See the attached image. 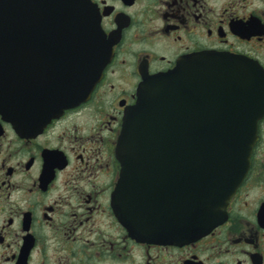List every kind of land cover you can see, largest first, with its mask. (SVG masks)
Returning a JSON list of instances; mask_svg holds the SVG:
<instances>
[{
	"label": "flooded vegetation",
	"instance_id": "1",
	"mask_svg": "<svg viewBox=\"0 0 264 264\" xmlns=\"http://www.w3.org/2000/svg\"><path fill=\"white\" fill-rule=\"evenodd\" d=\"M112 57L90 97L40 128L0 113V264H264V116L226 221L183 243L138 241L114 193L125 111L145 76L190 54L264 71V0H89Z\"/></svg>",
	"mask_w": 264,
	"mask_h": 264
},
{
	"label": "water",
	"instance_id": "2",
	"mask_svg": "<svg viewBox=\"0 0 264 264\" xmlns=\"http://www.w3.org/2000/svg\"><path fill=\"white\" fill-rule=\"evenodd\" d=\"M112 49L89 0H0V113L40 128L85 102ZM264 116V71L199 52L145 76L116 146L114 207L138 241L183 243L227 219Z\"/></svg>",
	"mask_w": 264,
	"mask_h": 264
}]
</instances>
